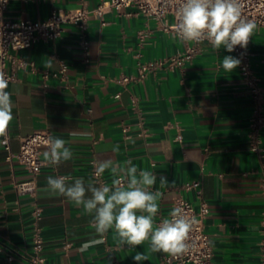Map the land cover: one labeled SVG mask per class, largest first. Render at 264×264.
<instances>
[{
    "label": "crops",
    "instance_id": "1",
    "mask_svg": "<svg viewBox=\"0 0 264 264\" xmlns=\"http://www.w3.org/2000/svg\"><path fill=\"white\" fill-rule=\"evenodd\" d=\"M100 2L11 0L5 17L43 21L54 8L94 10ZM104 21L91 16L85 35L67 24L55 40L11 50L6 61L5 71L13 77L6 90L14 118L6 136L9 149L0 137V264H135L137 251L148 255L144 264H162L166 253L151 252L148 242L120 247L113 230L103 244L83 249L85 242L99 238L91 215L47 187L50 175L110 183L108 172L103 182L92 178L93 162L105 160H131L157 176L151 189L161 193L157 223L169 216L177 198L197 209L207 203L204 230L212 240L214 264H260L264 125L259 150L253 151L250 87L239 66L228 73L221 66L233 53L223 46L216 51L208 41L185 42L134 8L113 9ZM195 46L198 51L183 66L142 70ZM247 46L264 107L263 28H255ZM62 62L68 66L65 77ZM43 129L67 141L73 159L52 165L44 160V149L35 194H19L15 185L31 175L9 155L19 151V137ZM161 176L168 184H160ZM196 181L200 194L185 188ZM36 207L42 209L40 219L33 214ZM36 233L43 239L39 251Z\"/></svg>",
    "mask_w": 264,
    "mask_h": 264
},
{
    "label": "clouds",
    "instance_id": "2",
    "mask_svg": "<svg viewBox=\"0 0 264 264\" xmlns=\"http://www.w3.org/2000/svg\"><path fill=\"white\" fill-rule=\"evenodd\" d=\"M176 20V32L183 41H208L216 51L223 46L229 53L236 46L246 49L256 28L254 21L242 18L239 0H180ZM240 63V59L228 55L222 59L221 66L228 73ZM46 67L51 68V63ZM8 85L5 73L0 71V137L5 138L14 118L11 93L6 90ZM45 143L47 150L43 156L48 163L58 165L73 159V152L66 147L64 139L49 136ZM118 150L119 145H115L113 151ZM105 172L112 177L111 182L100 185L92 181L86 183L83 178L73 180L66 175L46 178L50 191L91 215L99 238L85 242L83 249L103 244L105 234L113 230L120 247H138L148 242L153 253L177 257L188 252L189 236L198 221L177 206L170 210L167 218L156 222L161 193L151 191L157 181L153 172L138 169L131 160L123 164L112 160L97 162L95 175ZM159 181L161 185L168 184L166 177L161 176ZM132 259L135 264H144L149 257L137 251Z\"/></svg>",
    "mask_w": 264,
    "mask_h": 264
},
{
    "label": "built area",
    "instance_id": "3",
    "mask_svg": "<svg viewBox=\"0 0 264 264\" xmlns=\"http://www.w3.org/2000/svg\"><path fill=\"white\" fill-rule=\"evenodd\" d=\"M11 0H0V71H3L10 82L12 75L5 71L6 61L10 56L11 50H22L31 47L39 40L53 41L58 38L63 27L67 24L77 27L85 35L88 21L91 16L98 18L104 25V16L113 9L134 8L136 13L145 16L147 19H154L163 23L165 30L173 31L177 37L175 25L177 23L176 13L180 5V0H101L94 10L79 8L74 11H64L54 8L50 16L43 21L34 20H9L5 17V11ZM242 10V18L252 20L256 27L264 29V0H239ZM169 17L173 19L172 23ZM180 38V37H179ZM82 45L87 48L88 41L83 38ZM195 43V42H194ZM198 45V43H196ZM198 47H192L185 55L171 60H154L142 66V70L163 67L168 64L177 63L183 66L186 61L192 59ZM234 57L240 59L239 69L248 82L253 101V117L251 147L253 151H258L261 143V130L264 125V107L262 90L259 78L253 73L251 66V53L246 49L236 46L232 52ZM34 66L33 63H31ZM68 71L66 63H61L60 74L65 77ZM57 76V75H56ZM49 74H44V79H48ZM124 80H127L125 78ZM52 136V131L43 129L35 131L26 136L19 137L20 149L16 154L10 153L9 159L15 158L31 175V178L25 182L15 185L19 194H35L37 190V178L42 171L44 161L42 153L47 149L45 141ZM6 149H9V140L4 141ZM97 162H93L92 178L94 181L103 182V175H95ZM264 189V180L262 182ZM186 189H195L199 194L200 182L187 183ZM182 207L190 217H195L198 223L193 227L189 236V250L185 254L174 257L165 254L162 258V264H214L212 240L204 230V221L209 214V207L204 201L200 207L195 208L190 202L183 198H177L173 204L174 207ZM36 219L41 218L42 209L36 207L33 211ZM261 241H260V264H264V211L261 219ZM35 249L42 250L43 239L36 233L34 236Z\"/></svg>",
    "mask_w": 264,
    "mask_h": 264
}]
</instances>
